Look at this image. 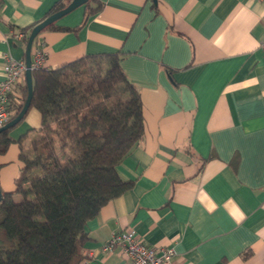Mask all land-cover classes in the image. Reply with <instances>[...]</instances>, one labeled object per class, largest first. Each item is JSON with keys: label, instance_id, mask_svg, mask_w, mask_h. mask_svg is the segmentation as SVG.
<instances>
[{"label": "crops", "instance_id": "0c3cea01", "mask_svg": "<svg viewBox=\"0 0 264 264\" xmlns=\"http://www.w3.org/2000/svg\"><path fill=\"white\" fill-rule=\"evenodd\" d=\"M57 1L0 0V80L7 58L25 57L19 34ZM89 1L99 8L56 21L77 29L42 30L34 48L43 42L48 69L117 53L139 91L144 132L117 167L132 184L86 223L79 264H126L118 247L102 246L129 228L149 247H172L173 264H264V1ZM40 118L30 107L11 129L1 191L14 190L18 140Z\"/></svg>", "mask_w": 264, "mask_h": 264}, {"label": "trees", "instance_id": "16d2710c", "mask_svg": "<svg viewBox=\"0 0 264 264\" xmlns=\"http://www.w3.org/2000/svg\"><path fill=\"white\" fill-rule=\"evenodd\" d=\"M70 1L58 0L49 15ZM83 5L89 13L99 8ZM78 27L53 22L43 30ZM28 33L21 32L25 44ZM32 82L29 108L39 111L40 127L18 140L22 166L14 190L2 191L0 264H79L87 257L86 223L132 184L117 167L143 137L140 94L117 53L33 69ZM19 90L9 120L27 96L25 80ZM13 127L0 132V154L13 141Z\"/></svg>", "mask_w": 264, "mask_h": 264}, {"label": "built area", "instance_id": "2783aa9c", "mask_svg": "<svg viewBox=\"0 0 264 264\" xmlns=\"http://www.w3.org/2000/svg\"><path fill=\"white\" fill-rule=\"evenodd\" d=\"M19 37H22L21 33ZM45 57L44 44L38 42V45L31 52L33 69L44 67ZM24 71V59L7 58L2 68V79L0 80V126L9 121L10 98L20 99L15 94L14 88L20 82ZM115 247L121 250L126 264H173L172 258L175 252L172 247H149L138 236L134 228L113 233L109 241L102 246V249L110 251Z\"/></svg>", "mask_w": 264, "mask_h": 264}, {"label": "water", "instance_id": "95a60500", "mask_svg": "<svg viewBox=\"0 0 264 264\" xmlns=\"http://www.w3.org/2000/svg\"><path fill=\"white\" fill-rule=\"evenodd\" d=\"M87 1L88 0H71L64 8L45 17L40 22L36 23L29 31L25 44V57H24L25 60L24 80L27 88V96L22 104L21 110L14 118L10 119L4 125L0 126V132L17 124L29 109L31 98L33 95V82H32L33 66H32L31 52L35 38L45 27L52 24L53 22H56L60 17L74 10L76 7L83 5ZM153 1L155 2L156 0ZM1 197H2V191L0 188V199Z\"/></svg>", "mask_w": 264, "mask_h": 264}]
</instances>
